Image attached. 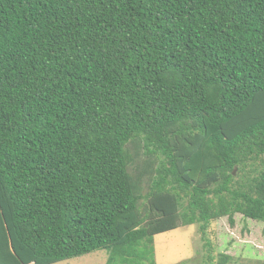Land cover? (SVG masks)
Segmentation results:
<instances>
[{
  "label": "trees",
  "instance_id": "16d2710c",
  "mask_svg": "<svg viewBox=\"0 0 264 264\" xmlns=\"http://www.w3.org/2000/svg\"><path fill=\"white\" fill-rule=\"evenodd\" d=\"M237 213L264 222V0H0V264H155Z\"/></svg>",
  "mask_w": 264,
  "mask_h": 264
},
{
  "label": "rangeland",
  "instance_id": "374dc122",
  "mask_svg": "<svg viewBox=\"0 0 264 264\" xmlns=\"http://www.w3.org/2000/svg\"><path fill=\"white\" fill-rule=\"evenodd\" d=\"M147 157L142 149L138 162L143 163ZM148 189L149 178L144 183V192ZM234 218V224L227 216L212 221L207 229L208 240L203 238L198 223L156 234L155 264H219L218 256L223 253L231 256L228 264H264V222L241 213ZM208 253L213 256L211 262ZM110 255L109 249H97L52 264H107ZM121 262L120 258H114L111 264Z\"/></svg>",
  "mask_w": 264,
  "mask_h": 264
},
{
  "label": "water",
  "instance_id": "95a60500",
  "mask_svg": "<svg viewBox=\"0 0 264 264\" xmlns=\"http://www.w3.org/2000/svg\"><path fill=\"white\" fill-rule=\"evenodd\" d=\"M235 172V171H234Z\"/></svg>",
  "mask_w": 264,
  "mask_h": 264
}]
</instances>
